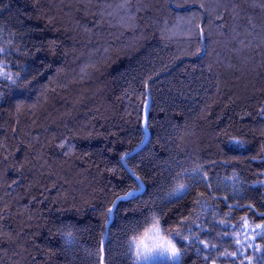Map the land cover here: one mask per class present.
Segmentation results:
<instances>
[{
  "label": "trees",
  "instance_id": "1",
  "mask_svg": "<svg viewBox=\"0 0 264 264\" xmlns=\"http://www.w3.org/2000/svg\"><path fill=\"white\" fill-rule=\"evenodd\" d=\"M0 48V264H134L154 221L181 264H264V0H0Z\"/></svg>",
  "mask_w": 264,
  "mask_h": 264
},
{
  "label": "snow or ice",
  "instance_id": "2",
  "mask_svg": "<svg viewBox=\"0 0 264 264\" xmlns=\"http://www.w3.org/2000/svg\"><path fill=\"white\" fill-rule=\"evenodd\" d=\"M217 3H222V0H217ZM123 7V5L121 6ZM235 11V9H233ZM218 18L220 17V14L218 13ZM218 27H220L218 25ZM203 31V30H201ZM203 39V36L201 37ZM200 51H206V48L204 49H198V52ZM0 54H7V50L4 48H0ZM6 68V65L0 64V69ZM0 79L11 81L13 84L16 83L15 80H12L11 73L9 71H4L0 73ZM151 79V78H149ZM149 85L147 81L145 82V88H148ZM144 107L146 113L150 109L149 99L147 96V93L145 94V100H144ZM260 115H264V111L260 113ZM150 127V122L146 116L145 118V124H144V130L147 132V129ZM144 141H141V145L137 146V149H139L143 145ZM150 143V141H149ZM233 146H240L242 147L246 142L243 140H232L230 142ZM61 147H64V145H61ZM135 151V150H134ZM262 152H264V148H262ZM131 152H125L120 157V164L121 166L126 169L128 173H131L135 176V173L131 168H128L127 166V160L126 157L131 156ZM253 159H256L254 157ZM196 174H199V169L194 170ZM203 179V178H202ZM136 184L135 187L131 190L126 192L122 196H117L112 201V206L108 207L106 212L104 213L105 220H104V228L107 229L108 225L112 222L114 216H119L120 208L118 206L119 202H132L136 199H139L141 194L146 191V186L144 184V181L141 179L140 176H135ZM261 184V186H264V182H258ZM191 185L190 184H181L179 187L173 189L172 192L169 193L168 198L171 200L173 197L175 198H183V196L190 190ZM239 194V193H237ZM239 207V206H237ZM251 205H249V209H251ZM261 218H264V212L259 213ZM245 227H247V221L245 220ZM258 229L259 231H256ZM69 237V240L67 242H71V233L67 234ZM179 233L174 234L173 238L165 239L160 235V225L159 221H154L152 226L150 228H147L144 230L143 234L137 237H134L128 245L129 253H132L134 250V261L135 264H155L156 261H168L171 262V264H181V257L183 255L181 248L177 246L176 243H173V239L175 237H178ZM253 237H261L264 238V224H256L255 229H253ZM104 241H101V244H103ZM239 243V241H237ZM204 246L207 248L209 245L207 243L204 244ZM249 247H255L256 251H262V249L259 247V245H248ZM214 247V245H213ZM232 255H235L232 254Z\"/></svg>",
  "mask_w": 264,
  "mask_h": 264
},
{
  "label": "rangeland",
  "instance_id": "3",
  "mask_svg": "<svg viewBox=\"0 0 264 264\" xmlns=\"http://www.w3.org/2000/svg\"><path fill=\"white\" fill-rule=\"evenodd\" d=\"M259 182H264V173H262L261 176L259 177ZM160 235L162 237H164L165 239H170L171 238V237L165 235L164 233H162L161 229H160ZM133 255H134V250H133ZM134 264H135V261H134ZM155 264H171V262H168V261H156Z\"/></svg>",
  "mask_w": 264,
  "mask_h": 264
}]
</instances>
